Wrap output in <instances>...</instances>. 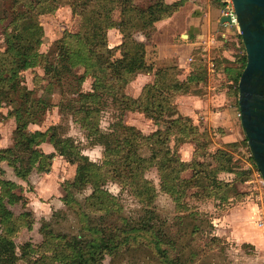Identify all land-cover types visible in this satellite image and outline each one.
I'll list each match as a JSON object with an SVG mask.
<instances>
[{
    "label": "trees",
    "instance_id": "16d2710c",
    "mask_svg": "<svg viewBox=\"0 0 264 264\" xmlns=\"http://www.w3.org/2000/svg\"><path fill=\"white\" fill-rule=\"evenodd\" d=\"M57 1L11 0L12 18L9 23L17 32V41L0 50V99L10 95V103L15 101L14 97H20V101L19 106L9 112L17 123L14 143L0 148V161H6L13 173L25 181L33 169L47 172L55 153L74 164L73 179L67 183L61 200L77 215L81 231L80 234L59 231L43 219L39 227L42 235L39 243L28 240L16 244L14 237L20 229L31 228L30 222L22 220L30 213L23 212L17 216L6 206L7 203L15 204L21 196L13 191L17 186L15 182L0 178V264H18L19 261L25 264H99L105 255L114 256L121 248L134 247L138 241L155 250L159 247L158 229L143 223H131L130 218L123 215L119 216V224L107 218L109 213L113 215L122 209L118 196L105 187L107 182L116 183L121 190L128 191L146 212L151 211L149 207L158 191L170 196L176 210L184 211L188 210L185 202L188 196L201 202L209 198L222 201L227 182L219 179L218 174L240 173L231 165L232 156L221 148L201 154L194 149L189 162H183L175 153L170 143L186 141L183 136L188 135L187 131L193 133L195 125L189 116L178 113L167 121L163 120L165 114V117L170 115L163 105V101L167 100L165 93L189 92L186 84L184 86V82L177 79L169 85L161 83L160 78L165 77L166 68L154 71L153 82L144 85L137 98L121 92L122 84L136 72L151 69L145 63V42L137 39L136 34L149 39L154 23L169 17L185 0L171 3L155 0L144 9L136 6L133 0H75L70 6L72 12L80 17L79 27L75 32L63 33L59 52L53 61H49L38 51L42 27L38 24L36 13L53 10ZM20 5L22 9L18 8ZM117 7L120 16L115 19L112 13ZM110 28H117L121 34L120 44L111 48L107 44V30ZM117 49L120 57L108 65L98 62L99 53L113 55ZM71 60L77 61L82 72L70 68ZM10 64L14 68L8 67ZM35 65L42 66L48 83L70 77L58 108L62 113L71 114L90 146H101L102 158L99 162L84 154L79 142L68 135L60 124L50 125L45 131L26 129L29 122L42 121L46 108L41 101L31 98L32 90L20 86L17 80L20 76L15 75L16 71ZM7 73L15 74L9 78ZM190 74L194 79L199 77ZM87 76L92 78L91 86L83 90L82 83ZM108 98L115 103L119 113L107 129H102L100 113ZM128 110L146 113L157 122L158 127L143 134L135 126L124 122V112ZM162 121L168 124L163 127L160 124ZM43 141H49L54 152L45 153L36 146ZM143 149H146L147 155L143 154ZM206 155L211 161L204 160ZM250 158L253 160L252 156ZM151 168L158 176L157 188L146 177ZM187 169L191 170V174L184 177L182 173ZM87 186L91 187V192L82 201L78 200L75 192H81ZM189 189L195 190L188 193ZM93 213H97L96 218ZM103 223L110 230L103 227Z\"/></svg>",
    "mask_w": 264,
    "mask_h": 264
},
{
    "label": "rangeland",
    "instance_id": "374dc122",
    "mask_svg": "<svg viewBox=\"0 0 264 264\" xmlns=\"http://www.w3.org/2000/svg\"><path fill=\"white\" fill-rule=\"evenodd\" d=\"M73 1L75 0H58L56 4L54 3L53 10L36 13L38 24L42 27V36L38 51L44 54L49 61H53L59 52L58 46L60 45L63 33L75 32L79 27L80 17L72 12L70 6ZM216 1L221 8L225 6V3H230L231 6L230 0ZM133 2L136 6L144 9L149 4L154 3L155 0H133ZM11 3V0H0V50L5 49L11 44H15L17 41V32L9 23L12 18ZM18 8L22 9L21 5ZM112 16L115 19L119 18V7L114 9ZM156 22L154 23V28L149 31V39L147 41H150L154 37ZM136 35L139 37L140 34ZM135 37L138 38L137 36ZM119 54L121 56L120 52ZM98 56L97 60L102 65H108L112 61L110 60L108 62L106 56L102 53H99ZM189 57L192 58L191 61H188V58L185 62L182 60H171L157 66V68L167 69L165 77L160 78L161 83L169 85L175 79L180 80L189 89V92L183 95L190 94L198 97H203L202 95L207 89H225L228 92V96L233 97V103L236 110H238L237 82L245 65L246 58L237 23L235 21L232 24L216 23L215 26L205 31L204 36L198 40ZM71 61L69 63L70 68L74 71L82 72V68L78 67L77 61ZM8 67L14 68L12 64ZM190 73L196 76L199 75V77L194 79L195 77ZM13 74L15 73H7L9 78ZM15 76H20L17 79L20 86H26L27 89L32 90L31 98L35 101H41L46 108L42 116V121L29 122L26 129L30 131H45L50 125L60 124L66 129L68 135L79 142L84 154L88 155L91 160L99 162L102 158V148L97 147L94 149V146H90L84 136V132L80 129L79 124L74 121L71 114L62 113L58 108L59 101L62 98V91L68 88L66 83L70 82L68 81L70 77L67 76L59 82L48 83V77L40 65L29 66L24 70L16 71ZM91 82L92 78L87 76L82 83L83 90L90 89ZM170 93L172 92L165 93L167 100L163 101V105L170 114L167 115L168 118L165 117L166 114L162 117L165 121L170 116L175 117L177 113L186 116L183 113H179L177 109L178 102L174 100L177 95L181 94ZM8 96L0 99V148L12 146L14 143V130L17 124L15 118L9 115V112L19 106L20 97H14L15 101L10 103L8 98L11 96ZM114 105L115 103H112L111 99L108 98L105 100V105L102 107L100 113V127L102 129H107L109 123L115 120L119 113ZM123 120L126 124L135 126L143 134H148L153 131L151 129L158 127L157 122L139 110L125 111ZM165 121L160 123L163 127L168 124ZM193 124L195 125L194 132L187 131L188 135L183 136L184 139L182 138L186 141L170 143L179 158L180 152L178 151L186 143H192L195 152L201 154L212 146L214 138H217L215 132L217 129L209 128L204 123L203 118H198V121L196 123L193 122ZM238 126L240 127L239 120L237 121V128L234 130L237 129L241 133ZM244 138L242 130L240 139L237 142L228 143L226 146L227 152L233 157L231 165L241 167L243 164L242 159H247L256 167L254 161L250 158V150ZM44 142H48L49 144L42 146ZM181 143L185 144L181 145ZM36 146L45 153L54 152V147L49 141L39 142ZM142 152L147 155L146 149H143ZM209 158L205 156L204 160L211 161ZM49 163V170L47 172L33 169L27 177V180H23L24 183L22 184H18L12 180L17 184L13 191L19 194L21 199L16 202L18 203L16 207H12V204L8 203L6 206L8 208H14L17 216L20 213L29 212L30 215L23 216L22 220L27 223L30 222L31 226L33 223L35 231L37 229L39 232V227L43 219L46 218L45 220L49 222V226L56 230L80 234L81 229L79 228L77 215L63 202L56 209L51 205L52 208L50 211L46 213L45 210L47 217L43 215L41 217H35L31 210L24 209L27 198L32 197L34 199V194L37 191L41 192V190L37 189L36 185L41 184L47 186L49 189L48 192L53 194L51 197L58 195L61 199L65 193L67 183L73 179L75 165L68 162L63 156L55 153ZM8 174L20 179L13 173L12 168L6 161H0V178L7 179ZM48 174H52V177L44 182V179L47 178L45 176ZM146 177L154 182L156 188L159 187L158 176L154 168L147 171ZM105 187L114 195L118 196L119 203L122 207L119 212L113 215L112 212L109 213L107 218L111 222L119 224V216L123 215L127 218L129 217L131 223L136 222L138 224L143 223L142 225L147 224L153 226L155 230H159V234L157 235L159 247L154 250L151 247L145 246L143 241H138L134 247L128 249L121 248L120 252L118 251L114 256L105 255L99 264H264V247L256 248L248 240L240 236L230 237V239L225 238L223 235L222 237H218V222H216L215 218H218L217 214L220 208L217 206L219 203L213 200L201 202L196 197L188 196L185 199L188 210L178 211L175 209L170 196L162 191H158L154 203L149 207L151 210L150 213L142 210L141 208L143 207L140 206L136 198L128 191L121 190L116 183L107 182ZM192 190L195 189H189L188 193L192 192ZM90 192L91 187L87 186L81 192H75V196L78 200L82 201L83 197ZM93 214L94 218H96L97 213ZM102 226L110 230L108 225L103 223ZM112 231L115 232L113 229ZM84 233L88 232L85 231ZM39 235L35 234L30 239L38 240L37 243H39L42 239V235L40 233ZM25 236V233L22 235L17 233L14 237V240L17 242L16 244L26 241ZM18 264L25 263L19 261Z\"/></svg>",
    "mask_w": 264,
    "mask_h": 264
},
{
    "label": "crops",
    "instance_id": "0c3cea01",
    "mask_svg": "<svg viewBox=\"0 0 264 264\" xmlns=\"http://www.w3.org/2000/svg\"><path fill=\"white\" fill-rule=\"evenodd\" d=\"M165 1L171 3L174 0ZM223 11L224 7L221 8L216 0H185L177 11L173 12L169 17L156 22V31L150 41H147L142 34L138 33L140 35L139 37L136 35L137 39L145 42V63L150 65L151 69L136 72L130 80L122 84L121 92L130 97L137 98L143 86L153 82L154 71L157 69V66L171 60H182L185 62L191 55L198 40L204 36L205 31L215 26L216 23H221L220 18L223 16ZM120 42L121 34L119 30L117 28L108 29V47L118 46ZM104 55L109 62L115 57H120L119 49L113 55ZM202 96L181 94L177 95L174 100L178 102L177 109L179 113L189 116L193 119L194 123L198 121V118H203L204 123L209 128L217 129L215 131L217 138H214L213 145L207 148L208 152H214L218 148L226 150L227 144L237 142L242 134L241 124L240 127L238 126L241 133L237 129L234 130L237 128V121H240L238 119L239 109L236 110L233 97H229L225 89H207ZM45 144L49 143L44 142L42 146ZM184 144L181 143V145ZM94 147L96 149L101 146L95 145ZM91 149L93 148L91 147ZM178 152H180V159L183 162H189L193 156L194 147L189 142ZM209 159L211 160V158ZM235 159L237 158L235 157ZM242 160L243 164L241 167L235 166L236 170L240 171L239 174L234 172H220L218 174L219 179L227 182V186L223 189L224 199L220 201L218 198H209L203 202L213 200L219 203L217 206L220 208V211L217 214L218 218H215L216 222H218V237H222L223 235L225 238L230 239V237L240 236L248 240L256 248L264 247V222L262 218L264 209V183L257 168L249 160ZM182 174L184 177H188L191 174V170L187 169ZM7 177V179L13 180L18 184L24 183L22 179L14 178L9 174ZM45 177L48 179H44V182L49 180L52 174H48ZM30 180L32 179L30 178ZM36 186L41 192L37 191L34 194V199L32 197L27 198L25 203L26 208L24 207V209L31 210L35 217H41L42 215L47 217L45 210L47 213V211L51 210L52 206L54 209L60 207L62 201L58 195L51 197L53 194L48 192L47 186L41 184ZM17 205L18 203H15L12 207H16ZM12 207L9 208L16 213V210ZM33 226L32 223L30 229L22 227L19 234L25 233L26 241L29 240L37 243L38 240L30 239L35 234L39 235L38 230L36 229L35 231ZM39 237L41 236L39 235Z\"/></svg>",
    "mask_w": 264,
    "mask_h": 264
},
{
    "label": "water",
    "instance_id": "95a60500",
    "mask_svg": "<svg viewBox=\"0 0 264 264\" xmlns=\"http://www.w3.org/2000/svg\"><path fill=\"white\" fill-rule=\"evenodd\" d=\"M231 15L221 23H237L245 50L239 75L237 104L240 124L253 161L264 183V0H230Z\"/></svg>",
    "mask_w": 264,
    "mask_h": 264
},
{
    "label": "built area",
    "instance_id": "2783aa9c",
    "mask_svg": "<svg viewBox=\"0 0 264 264\" xmlns=\"http://www.w3.org/2000/svg\"><path fill=\"white\" fill-rule=\"evenodd\" d=\"M228 1V0H227ZM224 11H223V16L224 15H228L230 14L232 19L235 20L234 14H233V9H232V5L230 6V3H226L224 6ZM191 57L188 58V61H191ZM262 218H263V222H264V209H263V214H262Z\"/></svg>",
    "mask_w": 264,
    "mask_h": 264
}]
</instances>
